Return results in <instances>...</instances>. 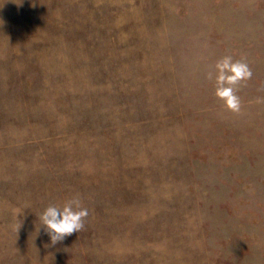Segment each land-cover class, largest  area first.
Here are the masks:
<instances>
[{
    "label": "rangeland",
    "instance_id": "1",
    "mask_svg": "<svg viewBox=\"0 0 264 264\" xmlns=\"http://www.w3.org/2000/svg\"><path fill=\"white\" fill-rule=\"evenodd\" d=\"M226 54L238 114L205 78ZM257 97L264 0H0V264H264Z\"/></svg>",
    "mask_w": 264,
    "mask_h": 264
},
{
    "label": "clouds",
    "instance_id": "2",
    "mask_svg": "<svg viewBox=\"0 0 264 264\" xmlns=\"http://www.w3.org/2000/svg\"><path fill=\"white\" fill-rule=\"evenodd\" d=\"M252 76V69L245 58L226 54L215 62L205 78L213 82L214 96L225 109L238 114L242 108L239 92L247 86ZM254 103L264 104V97H257ZM88 214V209L83 207L79 194H76L62 205L49 204L40 214L39 222L54 246L67 236L83 230Z\"/></svg>",
    "mask_w": 264,
    "mask_h": 264
}]
</instances>
